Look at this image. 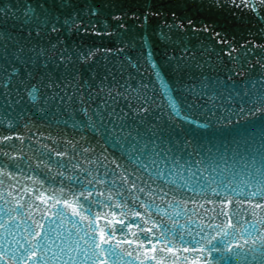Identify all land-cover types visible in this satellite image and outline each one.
Instances as JSON below:
<instances>
[{
    "label": "water",
    "instance_id": "water-1",
    "mask_svg": "<svg viewBox=\"0 0 264 264\" xmlns=\"http://www.w3.org/2000/svg\"><path fill=\"white\" fill-rule=\"evenodd\" d=\"M66 2L70 7H58L61 0H0V31L13 36H26L31 27L22 23L26 4H44L60 21L58 31L32 36L31 46L47 53L40 62L47 67L29 66L33 78L25 81L40 89L39 98L30 102L24 91L11 92L8 101L0 96V264H32L24 240L35 228L29 225L36 220L49 232L59 213L65 231L88 241L81 247L90 259L82 253L77 264H261L219 261L208 254L207 240L217 236L213 243L221 248L246 251L264 237V222L257 223L264 221V109L251 111L264 93V0ZM73 21L79 23L72 27ZM84 109L110 130L123 123L152 140L165 178L135 173L146 181L137 180L143 193L121 183L118 173L133 165L112 135L88 126ZM201 172L199 181L190 177ZM81 191L93 193L81 199L83 208L74 203ZM65 199L88 219L63 207ZM55 200L61 203L52 207ZM229 218L241 227L227 236L212 227ZM101 230L109 243L95 247Z\"/></svg>",
    "mask_w": 264,
    "mask_h": 264
},
{
    "label": "snow or ice",
    "instance_id": "snow-or-ice-1",
    "mask_svg": "<svg viewBox=\"0 0 264 264\" xmlns=\"http://www.w3.org/2000/svg\"><path fill=\"white\" fill-rule=\"evenodd\" d=\"M239 3V0H237ZM58 7L67 8L70 7V4L66 2V0H61L60 5ZM253 10L257 7V5H253ZM0 11H3L0 9ZM23 25L25 27L31 25L30 28H27L26 36H13L11 33H7L4 31H0V96H3L6 101L10 99V93L21 92L24 91L26 96L28 97L30 102H35L39 98L40 89L32 84H25V81H30L33 78V73L29 71V66L36 67L38 64L42 67H47V62L45 61L41 64V58L46 57L47 53L44 48H38L31 46L32 44V36L35 33L37 38L42 35H48L49 32L58 31V25L60 24L59 20H56L52 17L51 12L46 9L44 4H26L23 12ZM66 23V22H65ZM79 23L77 21H73L72 27H75L76 24ZM24 28H21L20 31H24ZM79 30V29H78ZM63 58V57H62ZM89 57H85L88 59ZM148 58L151 60V52L148 53ZM20 65L25 69L24 75H20ZM153 68L156 69V76H161V70L158 65L153 63ZM17 77L19 79L17 80ZM161 88L164 91V94L167 96V100L169 105L176 110V114L179 115V109L177 107V102L174 96L171 95V85L167 78H162L161 80ZM262 104L259 108H253L251 111L255 112L260 109H264V93L261 94ZM20 100L17 99L16 103H19ZM143 110V109H142ZM244 111L243 108L240 109ZM84 114L92 120V117L89 116L88 110L84 109ZM92 115H96L95 113ZM89 127L98 128L102 130L105 135H112L113 139L116 143L120 144L123 147L124 155L127 157L128 161L133 165L131 171L128 168H124L122 173H118L121 179V183L129 184L130 190L139 191L143 193L145 191L144 186L137 187V180L142 181V185L146 183L143 177L135 175L137 172L144 173L145 176L151 178L153 173L159 176L161 179L165 178V172L160 167L161 163L164 161L159 159L160 153L157 152L154 148V144L152 140H145L141 135L140 131L127 125L121 123L119 125L113 124L112 129L110 130L107 125H105L100 118L99 115H96V119L92 120V122L88 125ZM174 164L179 165V161L173 158L171 161ZM210 165H206L203 171H208V167ZM116 167L120 168L122 165L116 163ZM200 171V169H197ZM182 174V173H181ZM196 177L199 181L203 178V172H201L200 176H196V173H190V177ZM215 177L212 178L214 182ZM101 181L97 179L95 183H100ZM3 183V181H0ZM89 183H93V181L89 180ZM149 195L154 189L151 188V185H148ZM167 193H165L166 195ZM93 193L88 191L87 194L84 191H81L78 195L74 194V203L79 204L80 208H83V204H80L81 199L84 201H88L89 197H91ZM218 195V193H217ZM252 196H256V192L251 193ZM108 199H111L109 196ZM43 202V201H42ZM60 200H55L52 207H55L57 204H60ZM226 203H231L230 201H226ZM255 207H261L260 203L254 205ZM17 207L23 208L22 204H18ZM63 207L71 208L72 214L80 217V221L83 222L88 219L87 216L81 215V211L77 207H73V203H69L67 199L63 201ZM111 207H120L119 204H112ZM15 211V209H12ZM89 214L91 213V209H88ZM115 215V214H114ZM139 215V214H138ZM227 216V213H224ZM29 219H32L29 216ZM66 219L64 213H59L56 216V219L52 220V223L56 225L55 227H50L49 232H45V225L43 223H39L36 220H32V224L29 225V228H32L35 225L33 231L28 232V235L24 237L25 243L28 245L29 249L33 251L29 253L26 257L32 261V264H36L37 260L44 261V264H77L76 257H80L83 253L82 259L87 260L90 259L87 255V248L81 247V241L83 240L85 244H88L87 240H84L83 236H80L79 231L73 232L72 230L65 231L63 229V220ZM57 220L60 222L57 223ZM11 220L9 221V223ZM95 221H91L94 223ZM118 223L120 221H117ZM264 221H257V223H262ZM72 224V228L77 227L76 221H70ZM110 223V222H109ZM5 227L7 225H4ZM19 227V225H17ZM139 227V226H138ZM214 228H219L223 236L228 235V230L236 228L237 230L241 227L240 221L237 220L235 224L231 222V218H229V222L227 225H212ZM255 229V224L252 225ZM59 229V230H58ZM151 231V229H143L141 231ZM28 231V229H25ZM203 231V229H202ZM50 233H55V235H51ZM12 234V233H10ZM88 235L87 233L84 234ZM109 236H114V233L109 232ZM31 237V239H29ZM217 236H213L207 240V244L211 245L208 249V254L217 253V260L223 261L226 259H231L234 261H248V260H257L261 261V264H264V237L259 241V246H253L247 248L246 251H234L233 248L225 247L221 248L218 244L213 243V241L217 240ZM35 241V243H33ZM147 242V241H146ZM19 243V241H17ZM95 244V241H93ZM109 243L108 240L104 239V232L101 230L100 233V243L95 244V247H100L102 244ZM170 243V242H169ZM253 245H257V241L253 240ZM91 246V245H89ZM2 247V245H0ZM236 248H243L242 245H236ZM43 249L45 255L47 256V260H45V255L37 256L36 252ZM163 251V249H160ZM169 250H171L169 248ZM5 251H7L5 249ZM27 251V249L25 250ZM101 251H104L101 248ZM114 250L112 248L108 249L109 254H112ZM198 251L203 254L205 249L203 247L199 248ZM231 253L230 257H225L224 253ZM48 253H51L48 255ZM75 253V256L73 255ZM130 254V253H129ZM96 253L93 252V256ZM2 259V257H0Z\"/></svg>",
    "mask_w": 264,
    "mask_h": 264
}]
</instances>
